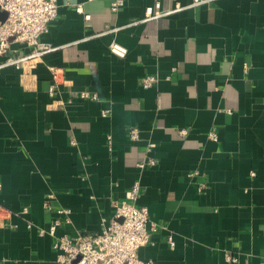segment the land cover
Wrapping results in <instances>:
<instances>
[{"label": "crops", "instance_id": "1", "mask_svg": "<svg viewBox=\"0 0 264 264\" xmlns=\"http://www.w3.org/2000/svg\"><path fill=\"white\" fill-rule=\"evenodd\" d=\"M113 1L58 0L40 37L56 50L0 69V264H56L52 238L27 228L51 224L49 192L71 211L59 234L91 235L138 179L137 205L165 227L141 260L264 264V0H124L117 13ZM156 3L182 9L143 21ZM28 53L14 43L6 57ZM146 154L156 166L140 170Z\"/></svg>", "mask_w": 264, "mask_h": 264}, {"label": "built area", "instance_id": "2", "mask_svg": "<svg viewBox=\"0 0 264 264\" xmlns=\"http://www.w3.org/2000/svg\"><path fill=\"white\" fill-rule=\"evenodd\" d=\"M94 1V0H88ZM216 0H193L191 6L210 5ZM124 5V0H114L111 3V11L117 13ZM154 8L146 9V18L157 19L179 11L182 7L178 4L172 11L160 12V3ZM0 10L7 14L4 21L0 20V56L6 57L14 43H19L29 49V53L19 58L6 57L0 63V69L8 66L19 68L24 61L39 58L56 50L55 47L42 43L40 37L48 32L50 24L57 18L59 13L58 0H0ZM76 11L83 14L82 5H76ZM85 19H89L86 15ZM113 55L124 57L126 49L116 42L110 44ZM53 85L50 93L54 94L57 86L62 82L60 69L50 67ZM158 82L155 75H148L142 79L144 88H151ZM78 98L83 100H97V95L83 91ZM110 111H104L103 117H107ZM131 141L139 139V130L130 128ZM210 138L217 139L215 133H210ZM110 144L112 142L109 137ZM72 144H75L72 141ZM150 152V147L147 150ZM137 168L144 170L147 167H155L156 161L147 154L139 162ZM141 181L138 179L127 191L122 201L113 203L114 214L109 224L103 223L101 232L91 235H77L72 237L67 233L59 234V230L71 224V211L56 205L57 196L49 192L44 201L47 211L54 214L53 220L48 227L37 226L28 222L27 228L36 229L39 236H49L53 240V249L56 252V264H155L153 261H143L138 252L142 247L152 243V233L159 229H165L157 223L150 221L147 207L138 206L137 201L141 194ZM28 213L23 209L21 214ZM171 247L175 246L173 238L169 237ZM228 263H237L238 259L232 253H226Z\"/></svg>", "mask_w": 264, "mask_h": 264}, {"label": "water", "instance_id": "3", "mask_svg": "<svg viewBox=\"0 0 264 264\" xmlns=\"http://www.w3.org/2000/svg\"><path fill=\"white\" fill-rule=\"evenodd\" d=\"M6 17H7V14L5 12H3V11L0 10V19L2 21H4L6 19Z\"/></svg>", "mask_w": 264, "mask_h": 264}]
</instances>
